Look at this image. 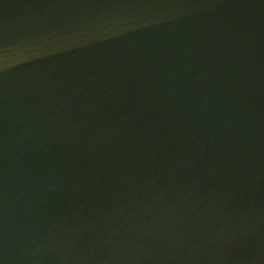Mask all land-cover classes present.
<instances>
[{"label":"water","instance_id":"1","mask_svg":"<svg viewBox=\"0 0 264 264\" xmlns=\"http://www.w3.org/2000/svg\"><path fill=\"white\" fill-rule=\"evenodd\" d=\"M0 264H264V0H0Z\"/></svg>","mask_w":264,"mask_h":264}]
</instances>
